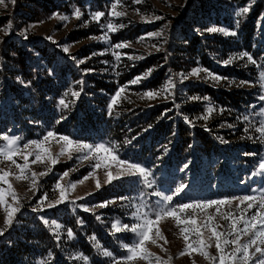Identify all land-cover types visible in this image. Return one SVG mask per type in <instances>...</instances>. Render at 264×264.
I'll use <instances>...</instances> for the list:
<instances>
[{
  "label": "rangeland",
  "instance_id": "obj_1",
  "mask_svg": "<svg viewBox=\"0 0 264 264\" xmlns=\"http://www.w3.org/2000/svg\"><path fill=\"white\" fill-rule=\"evenodd\" d=\"M52 1L58 5L47 8L41 17L30 19L32 14V10L28 7L31 5L30 0H4V3L0 4V18L6 22L0 25V43L5 40L16 43L23 50L27 62L32 66L47 67L46 58L53 56L52 65L48 67L50 74L53 73L55 66L69 71L70 86L64 92L65 103L71 101L72 98L73 102L78 100L79 97H73L72 93L79 92L81 94V89L78 87L82 88L86 84L87 74H111L116 70L131 68L144 64L148 60V62L155 60L154 64L147 66L131 79L132 81L141 77L139 83L131 84L129 81L120 85L113 94L108 96L106 107L108 121L111 122V125L118 123L120 114L129 113L134 108L142 107L148 110L157 104L169 103L180 95H186L187 88L191 85H210L228 91L249 90L252 96L247 104L231 107L225 117L222 115L225 107L213 103L205 106L204 122L217 120L216 130L219 132L231 131L233 134L241 132L239 139L235 140L238 144L236 149L206 154L201 158L198 167L195 165L194 156L184 155L182 159L173 161L168 172L164 170V164L161 165L155 161L147 163L134 157L133 153L125 154L120 149L119 141L109 135L84 139L74 136V134L58 133L54 129L47 128L42 122L35 123L29 119L30 124L38 125L33 130L34 134L29 136L14 119L10 120L11 124H15H9L8 128L4 123L0 124V135L8 134L21 138L17 143L21 153L14 157L18 164L24 163L23 155L29 152L33 153L29 156V167L25 170L27 179L19 180L16 179L19 169L0 156V168L11 173L8 181L12 185V189L9 190L8 185L3 182H0V188L5 190L7 204L19 207V211L13 218V224L7 226L5 225L4 205H0V230H3L4 233L0 235V242L9 238L23 224L21 219H17L19 214L22 218H26L29 216L28 214L32 215V213L40 219L43 217L49 222L47 225L54 233L56 231L52 227L53 222L59 224L61 228L58 234H61L65 215L72 216L80 211L110 210L108 213H101L99 217L106 218L107 216L105 222L109 221L108 232L119 240L123 249L120 255L112 254V258L108 262L111 264L113 258L119 259L128 255L127 249L123 245L131 246L137 239L136 234L129 231L114 232L112 225L117 221L120 224L128 225L140 222L133 217L137 208L148 213L149 218L155 220L154 213L164 207L165 202L162 201L161 196L154 193L173 195L181 185H183V191L178 195H173V200L167 203V207L171 208L192 201L252 195L257 197V201L253 202L254 207L247 210L244 215L245 218H248L255 213L258 210L255 205H258L261 192H264V172L259 168L260 163L264 162V139L256 131L264 121V115H261L264 101L259 99L260 95H264V88L260 86V76L261 73H264V0H141L140 3H135L134 0H118V2L117 0H102V9L97 0H83L82 4L69 3L68 0ZM63 3H67L62 6L65 9L59 8L58 6L64 5ZM114 3L117 5L115 11L125 13L123 16L112 15ZM244 7L249 9L248 12L237 16L236 13ZM77 9L81 12L79 18L74 15ZM97 12L105 14L98 21L93 19V15ZM62 17H66V19ZM157 17L159 18L157 19ZM108 23H112L116 30H108ZM121 25L123 26L121 27ZM213 27L225 31H208ZM132 28L136 31H130ZM87 30L90 33L83 37L82 32ZM225 32H234L235 34H225ZM153 33H161V35H150ZM105 34H107V40L101 39ZM190 37L197 40L195 49L190 52H182L181 47L188 43L184 42V39ZM116 44H126L128 47L115 48ZM65 47L68 48V52L63 51ZM43 49L47 52L46 54L42 52ZM243 52L249 53L255 63L249 62L247 57L234 59L227 65L224 63L230 57ZM117 55H119V59H117ZM129 57L133 58L129 59ZM182 58H185L188 64L177 66ZM81 61L83 62L81 63ZM85 65L87 67H84ZM100 65L103 67H95ZM72 69L74 73L71 72ZM149 70L151 71L149 72ZM194 70H200L198 75H193ZM162 72H164L163 75ZM156 75L161 76L160 82L158 85H152L151 82ZM213 77H220V79H213ZM8 79L16 83L22 80L19 75L15 79L9 76ZM169 79L175 84L170 93L160 92L153 99L143 96L147 91H160ZM244 81L248 83L242 84L241 82ZM5 86L6 80L3 75H0V120L12 114L13 109L19 104V100L15 99L13 94L5 91ZM121 87H124V91L117 98V103L110 109L112 97ZM205 97L207 99H204ZM205 97L199 98L197 95L195 98H199L197 99L199 101L210 102L209 97ZM127 104L132 105V108H125ZM208 107L213 108L211 114L207 112ZM49 131H53L57 135L49 138L43 146L48 148L52 157L57 159V163L52 165L51 161L46 159L44 163L33 164L37 149L33 146L25 150L23 146L30 141H43ZM249 131L251 132L249 133ZM247 133L250 134L248 138L256 140L250 143L256 142L258 145L252 152L245 153L243 146ZM60 136H67L74 141L92 145L104 143L114 150V154L119 159L138 162L149 169L152 173L149 177L152 187H147L142 183L137 184L134 182L136 178L128 177L105 183V173L111 171L115 175L119 165L106 158L103 153L98 156L93 154L87 160L79 159L83 153L75 151L71 152V159L68 158V152L58 155L61 147H66L64 142L59 140ZM4 143L5 141L0 140V145ZM223 144H227L228 148L232 146V143L229 144L227 141ZM249 153L255 155H247ZM42 155L44 154L42 153ZM245 157L249 159H241ZM219 162L224 163V168L216 165ZM96 163L100 164L99 168H94ZM158 167H162L161 170H157ZM33 172L37 174L34 188L32 187ZM65 172L68 173L67 176H64ZM40 173L46 174L39 175ZM163 174H166V178L160 180L159 177ZM82 180L83 183L80 182ZM98 181L99 188L96 187ZM121 181H125L127 186L124 195L110 194L105 195L104 199H100L102 196L99 197L98 193L103 188ZM58 183L64 188L67 200L54 208H48V203L59 197ZM72 184L75 185V188L70 187ZM12 191L18 198V205L13 201ZM40 194L41 197L37 198ZM45 195L48 199L41 203V199ZM77 197H83V199H77ZM120 197H129L130 199L121 200ZM106 201L115 202L109 203L107 207H94ZM238 203L239 201H233L231 205L219 206L220 213H217L216 206H213L203 211L195 209L180 214L181 220L188 216H194L197 220L195 226L184 223L177 225L172 217L162 218L153 225L151 235L156 242H147L145 245L147 251L152 254L149 259L131 261L127 264H150V262L156 264L157 257L160 258V264H217L210 259H205L199 251L193 252L190 249L186 251L184 236H188L187 243L192 244L194 248L199 247L198 240L201 238L208 242L210 232L202 227L208 222L207 217L211 215L213 217L211 223L220 225L217 228L218 231H225L230 220L222 219L221 215L231 211L232 218L238 217L241 211L246 208L247 202L240 204L237 209ZM81 206L89 208L90 211H84ZM38 207L43 210L33 211ZM78 221L81 223V218ZM194 227H200L203 237L197 236L192 231ZM238 227L242 228L243 224ZM181 228H187L188 231L181 233ZM157 230L159 236L156 235ZM246 239L247 237H243L241 242ZM211 245L206 248V251L209 256H217L214 238ZM101 251L103 252L105 249L101 248ZM181 253L184 254L181 255ZM84 264L91 263L85 260Z\"/></svg>",
  "mask_w": 264,
  "mask_h": 264
},
{
  "label": "trees",
  "instance_id": "obj_2",
  "mask_svg": "<svg viewBox=\"0 0 264 264\" xmlns=\"http://www.w3.org/2000/svg\"><path fill=\"white\" fill-rule=\"evenodd\" d=\"M30 1L31 5L28 6L32 10L30 19L39 18L47 8L58 5L52 0ZM68 1L83 3V0ZM97 1L102 9V0ZM63 4L58 7L65 9L62 6L67 3ZM5 22L3 18H0V25ZM130 31H136V29L132 28ZM82 33L84 37L90 32L87 30ZM185 41L188 43L181 47V51H193L197 40L190 37L185 38ZM42 52L47 53L45 49ZM46 59L47 67L32 66L16 43L7 42V40L0 43V75H3L6 80L5 91L19 100L13 113L0 120V124L4 123L6 128L11 124L10 119H14L17 125L23 127L26 134L32 136L33 130L38 126L30 124L32 120L35 123L42 122L47 128L54 129L58 133L74 134L84 139L109 135L119 141L120 149L125 154L133 153L134 157L147 163L155 161L161 165L164 164V170L167 172L173 161L182 159L184 155L194 156L195 165L198 167L201 158L206 154L210 155L209 153L218 151L228 152L229 149L237 148L238 144L235 140L239 139L241 132L237 134L231 131L219 132L216 130L217 120L204 122L203 115L206 104L213 103L226 108L222 113L225 117L231 107L245 105L251 100L252 95L249 90L228 91L210 85H191L187 88L188 93L178 96L177 101L174 99L169 103L157 104L148 110L142 107L134 108L129 113L120 114L118 123L111 125L106 107L108 96L113 94L120 85L131 81L144 68L154 64L155 60L152 62L148 60L144 64L131 68L121 67L124 69L116 70L111 74H87L86 84L82 88L78 87L81 89L78 100L73 102L72 98L66 103L69 106L65 108L59 104V101L65 99L64 92L70 86L69 71L55 66L53 73L50 74L48 67L52 65L53 56ZM178 63L177 66L188 64L185 58ZM95 67L102 68L103 65ZM71 72L74 73L73 69ZM18 75L22 79L18 83L8 79L9 76L15 79ZM241 76L244 77L242 74ZM160 77L156 75L151 82L152 85H158ZM102 92L103 94H100ZM197 95L199 98L208 96L210 102L193 99ZM125 108L130 109L132 105L127 104ZM61 117L64 118L61 119ZM185 117L191 123L186 122ZM249 133L246 134L243 146L245 153L252 152L258 145L256 142L250 143L256 140L248 138ZM225 141L232 143V146L228 148L227 144H223ZM216 165L224 168L222 162ZM161 168L158 167L157 170ZM165 176L166 174H163L159 179L163 180ZM126 187L125 181L116 182L103 188L98 195L103 197L100 199L110 194L121 196L127 190ZM40 197L41 194L37 198ZM109 211H80L72 216L65 215L62 233L58 234L59 239H57V233H54L36 214H28L26 218H22L19 214L17 219H21L23 224L9 238L0 242V264H84L85 260L78 258L81 255L91 264H108L110 258L103 255L101 248L115 255L123 252L119 240L108 232L109 221L105 222L107 216L97 219L101 213ZM79 218L81 223L78 221ZM67 229H72L73 238H68ZM91 237H95V240Z\"/></svg>",
  "mask_w": 264,
  "mask_h": 264
},
{
  "label": "snow or ice",
  "instance_id": "obj_3",
  "mask_svg": "<svg viewBox=\"0 0 264 264\" xmlns=\"http://www.w3.org/2000/svg\"><path fill=\"white\" fill-rule=\"evenodd\" d=\"M118 2V0H117ZM135 3H140L141 0H134ZM4 0H0V4H3ZM116 3L112 5V15L114 16H123L125 13L123 12H116ZM248 8L244 7L240 11L236 13L237 16H242L244 13L248 12ZM74 15L79 18L81 15V12L79 9H77L74 13ZM105 14L103 12H97L93 15V19L99 20L100 17L104 16ZM63 19H66V17H62ZM159 17H157L158 19ZM123 25H121L122 27ZM11 27V25H9ZM107 28L110 31H115L112 23L107 24ZM210 32H216V31H225L224 29H218V28H210L208 29ZM225 34H232L235 33H228L225 32ZM150 35L159 36L161 33H153ZM107 34H105L101 39L107 40ZM128 47L126 44H116L115 48H123ZM64 52H68V48L65 47L63 49ZM247 57L249 62L255 63L254 58L247 52L239 53L236 56L230 57L228 60L224 61V63L230 64L232 60L234 59H244ZM119 55H117V59H119ZM133 57H129V59H132ZM142 58V57H137ZM83 61H81L82 63ZM151 70H149L150 72ZM200 70H194L193 75H198ZM211 75V74H209ZM141 77H137L134 80H132L131 84L139 83ZM186 79V77H185ZM213 79H220V77H213ZM261 80V88H264V73H261L260 76ZM242 84H247L248 82L244 81L241 82ZM175 87V84L171 79H169L166 83V85L157 92L154 91H147L143 94L144 97H147L149 99H153L156 96L160 94V92H169L170 90ZM124 91V87H121L115 95L112 97L111 103L109 105V108L111 109L112 106H114L117 103V98L120 96V94ZM79 92H73V97H79ZM143 98V97H142ZM193 99H199V98H193ZM204 99H207L205 97ZM260 100L264 101V95H260ZM59 104L64 106L65 108L68 107V105L65 103L64 99H60ZM179 107V105H177ZM213 111L212 107L207 108L208 114H211ZM261 115H264V109L261 110ZM64 117H61L63 119ZM206 118V117H205ZM186 122L191 123V121H188V118L185 117ZM257 132L261 134V138L264 139V121L261 122L260 127L256 129ZM57 134L53 131H49L46 136L44 137L43 141H30L26 144H24V149L27 150L30 147H35L37 149V152L35 153V159L32 161L33 164L39 162L44 163L45 160H50L52 165H55L57 163V159L53 158L51 153L49 152L48 148L44 147V142H47L49 138L55 137ZM20 137L16 136H9L8 134H2L0 135V140L5 141L3 145H0V156L3 157L4 160L10 161L12 165H15L17 169H19V175L16 176V179H27V176H25V170L29 167V156L33 155V153L29 152L22 156V159L24 163L18 164L16 160L14 159L15 156L19 155L21 153V150L17 147V143L20 140ZM60 141L64 142V146L61 147L60 153L58 155H64L65 152H68V158L71 159V152L75 151L78 153H83L79 157L81 160H87L90 156L93 154H96L97 156L101 153L105 155L106 158L111 159L112 161H115L119 168L116 171L115 175L112 174L111 171H108L105 173L106 179L105 183H111L113 180H119L124 177L128 178H136L135 183L137 184H143L147 187H152V182L149 181V177L152 175L151 171L147 169L145 166H142L138 162H129L128 160L119 159V157L114 154V150L110 147H107L104 143L92 145L89 143H84L80 141H74L70 139L67 136H60ZM59 142V141H58ZM42 153L44 155H42ZM247 155H255L254 153H249ZM100 164L96 163L94 165V168H99ZM105 167L107 168L108 165L106 164ZM187 167V165H185ZM259 168L262 172H264V162H261L259 165ZM10 171L4 170L0 168V182H3L4 184L8 185V189H12V185L8 181V177L10 175ZM46 173H40L39 175H45ZM36 173H32V187L34 188L36 186ZM68 173L65 172L64 176H67ZM86 179V178H85ZM83 183V180L80 181ZM70 187L75 188V185L72 184ZM96 187H100L99 181L96 184ZM57 188L59 189V197L52 202L48 203V208H54L56 205L64 203L67 200V196L65 194V190L63 187L60 186V184H57ZM183 191V185L179 186L173 195H178L180 192ZM155 195L161 196L162 201L165 202V206L161 207L160 210L155 215V220H152L149 218L148 213L142 212L140 208H137L136 211L133 213V217L137 218L140 222L133 223L131 225L128 224H120L119 221L114 223L112 225V228L114 229V232H121V231H129L136 234L137 239L133 242L131 246L123 245L124 248L127 249L128 255L119 259L113 258L111 264H127V262L136 261V260H148L149 257L152 255L147 251L146 243L151 242L155 243V239L152 238V229L154 223L159 222L162 218L165 217H172L177 225H180L181 223L184 224H191L195 226L197 224V220L194 216H188L186 219L181 220V213H185L188 210H195L200 209L201 211L205 209L212 208L213 206H216V212L220 213V207L221 205H231L233 201H239V203L236 205L237 209H239L240 204H246V208L241 211V214L236 217L232 218L233 214L231 211H229L227 214L221 215V218L224 220H230V224L228 225V228L225 231H218L217 228L220 227L218 224H212L211 221L213 217L209 215L207 217V223L203 224L202 227L206 228L210 232V237L208 242H206L203 238L198 240L199 247L194 248L192 244L187 243L188 236H184V240L186 242V251L191 250L193 252L199 251V253L204 256L205 259H210L214 262H217V264H264V192H261L259 202L257 206V211L253 213L250 217L245 218L244 213L247 210H250L254 207L255 201H257L256 196L252 195H245L243 197H225L218 200H207V201H192L188 203H182L175 205L171 208L167 207V203L171 202L173 200V195H164L163 193H154ZM13 201L18 205L19 201L16 197V194L14 191L11 192ZM48 197L45 195L41 199V203H43L44 200H47ZM77 199H83V197H77ZM121 200H128L129 197H120ZM115 201H106L101 203L100 205L94 206V207H107L109 203H114ZM0 205H4V212L6 213L5 218V225L10 226L13 224V218L15 217L16 213L19 211V207H13L6 202V196H5V190L3 188H0ZM83 207L84 211H90L89 208ZM43 209L41 207L33 209V211H42ZM45 224H48L49 222L47 220H44V218H41ZM97 219L99 220L100 217L97 216ZM243 224V227H238V225ZM54 231L57 233V239H59L58 232L61 228V225L55 224L53 222L52 225ZM188 231L187 228H181V233H184ZM196 233L197 236L203 237V233L200 231V227H194L192 229ZM3 230H0V235H3ZM156 235L159 236V231L157 230ZM67 236L69 239L73 238V231L72 229H67ZM231 237V238H230ZM243 237H247L244 242H241ZM214 238L215 240V248L218 253L217 256H209V253L206 251V248L211 247V241ZM91 239L95 240V237H91ZM254 249V251H252ZM184 253H181L183 255ZM103 255L107 256L109 258H112V253L110 251H103ZM79 259L86 260L85 257L82 255L78 257ZM151 264V262H150ZM156 264H160V258H156Z\"/></svg>",
  "mask_w": 264,
  "mask_h": 264
}]
</instances>
